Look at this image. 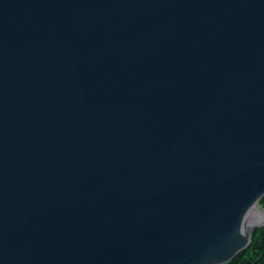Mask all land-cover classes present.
I'll return each instance as SVG.
<instances>
[{"label": "water", "instance_id": "obj_1", "mask_svg": "<svg viewBox=\"0 0 264 264\" xmlns=\"http://www.w3.org/2000/svg\"><path fill=\"white\" fill-rule=\"evenodd\" d=\"M263 196L264 0H0V264H226Z\"/></svg>", "mask_w": 264, "mask_h": 264}, {"label": "trees", "instance_id": "obj_2", "mask_svg": "<svg viewBox=\"0 0 264 264\" xmlns=\"http://www.w3.org/2000/svg\"><path fill=\"white\" fill-rule=\"evenodd\" d=\"M264 207V196L260 201ZM226 264H264V226L253 232L252 242Z\"/></svg>", "mask_w": 264, "mask_h": 264}, {"label": "bare ground", "instance_id": "obj_3", "mask_svg": "<svg viewBox=\"0 0 264 264\" xmlns=\"http://www.w3.org/2000/svg\"><path fill=\"white\" fill-rule=\"evenodd\" d=\"M259 210L264 214V208H262L261 205L259 206ZM262 222H264V218L259 223H262Z\"/></svg>", "mask_w": 264, "mask_h": 264}, {"label": "rangeland", "instance_id": "obj_4", "mask_svg": "<svg viewBox=\"0 0 264 264\" xmlns=\"http://www.w3.org/2000/svg\"><path fill=\"white\" fill-rule=\"evenodd\" d=\"M262 208H264V207H262Z\"/></svg>", "mask_w": 264, "mask_h": 264}]
</instances>
